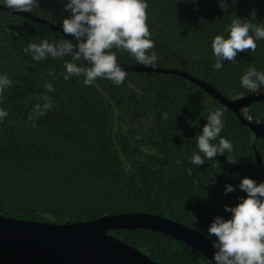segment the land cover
<instances>
[{
  "label": "trees",
  "instance_id": "trees-1",
  "mask_svg": "<svg viewBox=\"0 0 264 264\" xmlns=\"http://www.w3.org/2000/svg\"><path fill=\"white\" fill-rule=\"evenodd\" d=\"M146 2L155 65L185 70L228 98L252 92L239 80L248 68L264 71V40L256 42L255 51L238 52L220 70L212 67L210 42L235 15L247 18L250 9L256 18L248 22L264 23V0L235 5L228 0V8L223 0L220 5L218 0ZM31 13L58 27L66 14L58 0H39ZM63 39L62 30L0 8V74L10 80L0 91V109L8 113L0 119V215L65 223L150 212L206 236L214 216L229 215L223 206L245 195L235 187L240 178L264 181V137H256L235 110L190 79L133 70L119 85L103 78L85 85L79 77L63 78L62 60L36 62L23 52L29 42ZM115 55L117 62L137 64L124 50ZM45 96L51 106L37 115L33 108L42 106ZM217 108L224 120L220 136L234 145L226 155L237 162L230 164L219 154L217 162L192 165L188 157L195 135ZM243 112L249 121L264 123V99ZM226 183L234 191L224 194ZM108 233L161 264H213L199 250L159 231L118 228Z\"/></svg>",
  "mask_w": 264,
  "mask_h": 264
},
{
  "label": "clouds",
  "instance_id": "clouds-1",
  "mask_svg": "<svg viewBox=\"0 0 264 264\" xmlns=\"http://www.w3.org/2000/svg\"><path fill=\"white\" fill-rule=\"evenodd\" d=\"M58 2L66 13L58 22L65 39L59 43L29 42L23 52L33 61H44L49 57L62 60L63 78L79 77L85 85H92L97 78L117 85L125 80L127 71L117 62L116 51H126L139 65H155L157 55L152 51L153 41L146 23V0ZM191 2L195 5V0ZM220 2L218 0L219 5ZM230 2L235 5L238 0ZM38 3L39 0H0V6L24 13H31ZM223 4L228 8V0H223ZM249 17L256 18L255 9L249 10L247 18L235 15L225 26L224 33L212 37L210 48L215 58L214 70H220L226 61H234L238 52L255 51L256 42L264 40V23H250ZM69 34L71 39L66 38ZM65 57H71V60H64ZM239 84L254 93H264V71L248 68L240 76ZM9 85L7 75L0 74V91ZM43 99L42 106L37 104L33 108L37 115H42L43 110L51 106L47 96ZM7 114L0 109V119ZM204 119L206 123L195 135V150L188 157L190 163L199 167L208 160L216 161L219 154H224L228 163H236L237 157L226 155L233 152V143L220 136L224 127L223 112L214 109ZM217 137H220L218 141ZM235 187L245 195L238 196L233 205L225 204L224 212L229 215L214 216L207 227L206 236L213 248L211 260L213 264H264V181L257 182L244 176ZM232 191L234 186L226 183L223 193Z\"/></svg>",
  "mask_w": 264,
  "mask_h": 264
},
{
  "label": "water",
  "instance_id": "water-1",
  "mask_svg": "<svg viewBox=\"0 0 264 264\" xmlns=\"http://www.w3.org/2000/svg\"><path fill=\"white\" fill-rule=\"evenodd\" d=\"M14 12L59 29L35 14ZM118 63L127 72L156 70L190 79L235 110L240 119L249 124L256 137H264V123L249 121L243 112L254 100L264 99V93L251 92L245 96L228 98L209 82L185 70L162 65L146 67ZM256 155L261 163L258 150ZM118 228H145L165 233L199 250L211 260L213 248L207 236L177 220L139 211L106 214L91 220L65 223L0 215V264H161L128 242L108 233Z\"/></svg>",
  "mask_w": 264,
  "mask_h": 264
}]
</instances>
